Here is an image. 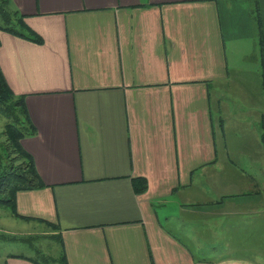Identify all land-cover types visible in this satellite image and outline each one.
<instances>
[{
  "label": "crops",
  "instance_id": "obj_1",
  "mask_svg": "<svg viewBox=\"0 0 264 264\" xmlns=\"http://www.w3.org/2000/svg\"><path fill=\"white\" fill-rule=\"evenodd\" d=\"M8 1L35 36L0 31V67L46 185L18 194L23 221L60 235L68 264H264L263 183L229 162L264 174V115L231 141L220 104L240 41L264 96V0Z\"/></svg>",
  "mask_w": 264,
  "mask_h": 264
},
{
  "label": "rangeland",
  "instance_id": "obj_2",
  "mask_svg": "<svg viewBox=\"0 0 264 264\" xmlns=\"http://www.w3.org/2000/svg\"><path fill=\"white\" fill-rule=\"evenodd\" d=\"M251 6L254 31L256 33V20L259 21V11L254 2ZM0 24H2L1 19ZM256 39L257 43H259V37ZM236 44L235 49L238 57L237 65L241 67L240 69H232L231 75H234L238 81H231L227 86V91L221 92L220 98L221 118L225 122V128H227L225 133H227L228 139L231 141H234V138L240 137L241 135L245 137V130L250 126H253L254 129H258L261 123L260 118L264 115V96L261 97L262 93L258 88L259 84L257 82L261 72L258 71L256 67L247 65L248 61H246L248 55H250L254 49V43H252V41H240ZM243 80H245V82ZM3 123L4 121L0 122V143L4 140ZM229 162L236 166L238 170H245V175L249 179L248 181L256 184V182L260 180L264 186V174L261 177H256L260 172L261 165L258 166L257 163L252 160L247 161L244 155L234 156L232 154L230 155ZM250 175L253 178H250ZM228 176L229 173H225L222 177L221 187L226 186L225 184L228 182ZM229 187L231 186L229 185ZM229 190V192H233L232 188ZM238 190L239 189H235L234 192ZM236 196L237 195H230V197L225 198L221 202L222 205L238 201L235 200V198H237ZM260 217L261 215L258 214V219H260ZM48 233H51V235ZM53 235L51 228L37 223L25 222L14 217L9 209L0 207V264H6L8 259L14 255H21L39 261H42L44 257L58 258L62 253L61 245L60 241ZM255 235L259 236L257 234ZM259 243L260 242L256 239L252 241L254 247ZM257 254L264 255V253ZM50 264H53V262Z\"/></svg>",
  "mask_w": 264,
  "mask_h": 264
},
{
  "label": "trees",
  "instance_id": "obj_3",
  "mask_svg": "<svg viewBox=\"0 0 264 264\" xmlns=\"http://www.w3.org/2000/svg\"><path fill=\"white\" fill-rule=\"evenodd\" d=\"M10 1L0 0V31H5L20 37L35 36L30 34L24 23V17L14 10ZM10 8V9H9ZM260 52L264 67V38L262 22L259 19ZM33 40H41L34 38ZM4 140L0 143V207L9 209L12 215L22 220H34L22 216L17 210V196L20 192L41 190L46 187L36 169L34 158L22 147V140L34 135V126L31 122L24 97L16 96L10 89L7 80L0 67V122H3ZM148 189V183L144 179L134 182V190L142 194ZM40 222H43L40 219ZM45 222V221H44ZM51 224V223H48ZM62 246V253L58 258L44 257L42 261L24 257L21 255L13 258L27 259L34 264H68L67 255L63 248V239L55 236ZM7 264V263H6Z\"/></svg>",
  "mask_w": 264,
  "mask_h": 264
}]
</instances>
